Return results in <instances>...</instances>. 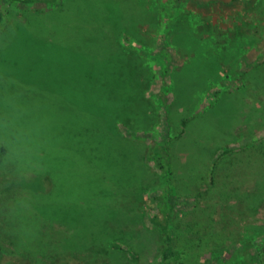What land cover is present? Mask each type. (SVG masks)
<instances>
[{
  "label": "rangeland",
  "instance_id": "374dc122",
  "mask_svg": "<svg viewBox=\"0 0 264 264\" xmlns=\"http://www.w3.org/2000/svg\"><path fill=\"white\" fill-rule=\"evenodd\" d=\"M0 12V145L24 137L39 161L0 159V264H158L161 197L188 251L178 264H264V13L252 0H0ZM92 128L136 161L131 188L113 192L122 184L73 146L52 154ZM161 146L168 173L150 159Z\"/></svg>",
  "mask_w": 264,
  "mask_h": 264
},
{
  "label": "trees",
  "instance_id": "16d2710c",
  "mask_svg": "<svg viewBox=\"0 0 264 264\" xmlns=\"http://www.w3.org/2000/svg\"><path fill=\"white\" fill-rule=\"evenodd\" d=\"M29 3H35V2H44L47 4H58L62 0H25ZM252 9L256 10L257 12H263L264 13V0H252ZM3 20V14L0 12V27ZM82 37V36H81ZM82 40H85L84 37L80 38ZM90 39V38H87ZM87 39L85 42H87ZM171 72L166 66L163 70V75L166 78L167 73ZM166 81L164 80L162 83V90L160 91L159 98L160 100L166 105L169 101L167 96V86ZM98 120L99 118L96 117ZM98 126H101L100 120L99 123L96 122ZM184 125H188L187 122H185ZM186 127V126H185ZM98 131L100 130V127L97 128ZM83 133H81L82 130H79L77 134H74L73 138L69 139H61V141H58L57 143L59 146L58 148H55L52 151V154L55 156L59 155V159L61 158L60 155L64 154L66 150L65 147L69 148V152H72L71 146L76 148L79 153H82V156H79V160L81 159L83 162H86L91 166L92 169L96 171V174L100 176V178L104 179V182H108V176H112L111 179L115 180L118 184H122L121 186H118L115 184H111V188L114 190L113 192H123L127 188H131L133 184L137 182L136 177L138 176L137 166L135 165V160L131 159L130 157H127L128 159H125L123 156L119 154L118 149L116 148L115 144H112L110 142L109 137L111 136H97L95 134V129L92 128L91 131H88V129ZM32 138L29 136L28 139L33 140L32 144L30 145L31 149L38 150L40 147V139H41V132H40V126L36 127L35 130L29 131ZM98 133V132H97ZM43 135V134H42ZM26 137V138H27ZM26 144V139L22 137L20 140H15V142H11L5 145H0V159L4 161H8L7 163H11V165L15 168L17 171H26L30 167V163H39L37 158L34 157L31 153H24L23 150L24 146ZM64 148H63V147ZM28 147V146H25ZM62 150H64V153H62ZM155 154L150 159L155 160L159 162L160 164H163L165 167L166 172L168 173V168L170 167V161L172 160V153L170 152L169 148L166 146L159 147L155 149ZM14 153V156L10 157L11 153ZM115 152L119 155L120 158H118V164H114L112 160H114ZM231 150L227 149L223 156L226 154H229ZM71 154V153H69ZM86 156V157H85ZM26 158V159H25ZM47 159H50L47 156ZM62 159V158H61ZM22 161V162H21ZM24 162V163H23ZM28 162H30L28 164ZM120 162L122 163L120 165ZM28 164V165H27ZM116 165V166H115ZM29 166V167H28ZM49 177V176H47ZM51 177V176H50ZM49 177V182L51 186H55V182H57L58 177L54 176L55 179H51ZM109 183V182H108ZM124 187V188H123ZM98 189V188H97ZM96 190V189H94ZM170 190V192H173ZM2 195L0 194V197ZM83 198V197H82ZM81 198V199H82ZM80 199V200H81ZM163 201L162 208H159L157 211H154L152 213V216H150L149 226L156 230L159 233L160 237V243H161V249H160V261L158 264H178L182 261L183 258L188 256V251L184 249H179L178 245V237L175 233V227L173 226V219L174 215L172 213L173 207L171 205V202L166 199L165 197L160 198ZM96 200V197H94V200L90 203L87 200V206L85 207L87 210L91 211L90 208L95 207L94 201ZM79 203H81L79 201ZM39 204V205H38ZM35 204L36 206L42 207L43 209L49 208V206L59 205V206H65L66 204H58V203H38ZM12 206V205H11ZM25 206V205H24ZM67 206L71 207L72 209H76V207L70 203ZM81 206V204H80ZM82 207V206H81ZM74 209V210H75ZM9 210V208H8ZM1 225H3V222L1 221ZM0 225V226H1ZM46 227L42 226L43 235L47 237V233L44 230ZM3 237V235H2ZM5 242H9L12 246L15 247H21L23 245H20L17 242H14L11 239L3 237ZM67 237L61 238V246L64 247ZM115 247L120 248L119 244H115ZM229 264H252L249 262V260L245 259L244 262H241L240 259L237 258V256L234 254V257L232 260L229 261Z\"/></svg>",
  "mask_w": 264,
  "mask_h": 264
}]
</instances>
